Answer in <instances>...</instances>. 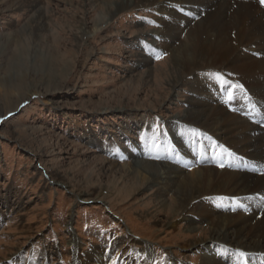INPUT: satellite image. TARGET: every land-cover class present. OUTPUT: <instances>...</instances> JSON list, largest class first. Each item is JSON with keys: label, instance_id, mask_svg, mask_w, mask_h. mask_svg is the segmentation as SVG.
Listing matches in <instances>:
<instances>
[{"label": "rangeland", "instance_id": "rangeland-1", "mask_svg": "<svg viewBox=\"0 0 264 264\" xmlns=\"http://www.w3.org/2000/svg\"><path fill=\"white\" fill-rule=\"evenodd\" d=\"M34 1L0 0V264H114L128 243L133 264L144 251L152 264H198L203 251L182 245L187 222L156 185L126 176L128 150L166 141L168 117L190 106L187 85L169 90L170 53L139 60L152 48L143 32L158 26L151 9L113 16L114 0ZM240 60L214 62L215 96L241 77L228 69Z\"/></svg>", "mask_w": 264, "mask_h": 264}, {"label": "bare ground", "instance_id": "bare-ground-1", "mask_svg": "<svg viewBox=\"0 0 264 264\" xmlns=\"http://www.w3.org/2000/svg\"><path fill=\"white\" fill-rule=\"evenodd\" d=\"M133 4L151 9L144 15L158 23L143 32L152 48L139 53V60L148 61L154 51L170 53L175 71L169 90L174 92L183 84L191 95L186 100L189 107L168 117L174 128L166 141L150 147L146 140L128 150L126 176L138 186L156 185L154 191L165 196L161 205H170L187 222L182 245L203 251L198 264H264V127L243 114L247 101L253 99L264 116V8L257 0H114L110 12L119 13ZM40 19L35 22L37 28L43 25ZM81 24L89 37L85 21ZM96 24L97 30L100 25ZM203 41L207 50L201 48ZM240 57L235 68L228 69L241 77L222 82L215 96L212 74H208L220 68L214 62L220 59L225 65ZM229 94L232 107L225 102ZM184 126L194 129L191 134L188 131V141L187 134L181 136L186 133ZM244 158L250 168L244 167ZM197 234L203 236L194 237ZM130 247L128 243L124 248L130 258L126 260L124 252L115 264L135 262L137 256L131 255ZM99 253L94 249L89 256L100 261ZM140 255L141 264H152L148 251ZM172 264L186 263L175 260Z\"/></svg>", "mask_w": 264, "mask_h": 264}, {"label": "snow or ice", "instance_id": "snow-or-ice-1", "mask_svg": "<svg viewBox=\"0 0 264 264\" xmlns=\"http://www.w3.org/2000/svg\"><path fill=\"white\" fill-rule=\"evenodd\" d=\"M261 2L264 3V0H261ZM238 87H240V86H238ZM232 98H233L232 95L229 94V100H231ZM225 102L227 103L228 101H225ZM240 255L243 257L244 253L241 252Z\"/></svg>", "mask_w": 264, "mask_h": 264}]
</instances>
